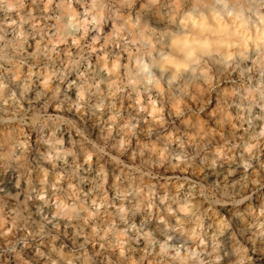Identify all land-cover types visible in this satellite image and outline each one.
I'll return each instance as SVG.
<instances>
[{
    "label": "clouds",
    "instance_id": "obj_1",
    "mask_svg": "<svg viewBox=\"0 0 264 264\" xmlns=\"http://www.w3.org/2000/svg\"><path fill=\"white\" fill-rule=\"evenodd\" d=\"M0 264H264V0H0Z\"/></svg>",
    "mask_w": 264,
    "mask_h": 264
}]
</instances>
